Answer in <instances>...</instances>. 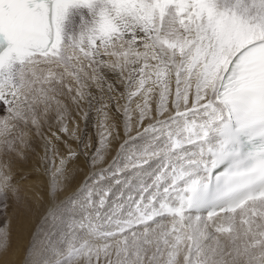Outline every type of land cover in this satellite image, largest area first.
<instances>
[{
  "label": "snow or ice",
  "instance_id": "1",
  "mask_svg": "<svg viewBox=\"0 0 264 264\" xmlns=\"http://www.w3.org/2000/svg\"><path fill=\"white\" fill-rule=\"evenodd\" d=\"M29 160L21 264H264V0H0V209Z\"/></svg>",
  "mask_w": 264,
  "mask_h": 264
},
{
  "label": "rangeland",
  "instance_id": "2",
  "mask_svg": "<svg viewBox=\"0 0 264 264\" xmlns=\"http://www.w3.org/2000/svg\"><path fill=\"white\" fill-rule=\"evenodd\" d=\"M81 121L82 120L78 119L77 123L80 124L81 127H83L84 124ZM70 127H71V125H70ZM90 132L93 135H95L94 130L90 129ZM29 163L31 164V166H28L29 168L24 167V168H26V169H24L23 168L24 165L22 166L24 173H27V179L19 182V193H18L19 203H17L15 201V199L11 196V194H9V198L7 200V208L6 209H0V226H4L5 224H7L8 231L10 232V242H12V240L14 239V237L17 234V229H16L17 225L16 224H17V221L19 219H22L21 216L24 214L23 216L25 217V219H28L29 216L33 215L32 221L28 226V233L26 235V239H24V243H22L23 244L22 245V251H21L22 254L20 255L21 260L24 259V249L28 246L30 239L32 238L33 231L36 229L37 224L40 222L41 215H43V213H44V210L42 212H40V210L42 208H45V206L47 204V198L45 196L44 203H43L42 207H40L39 210L35 211L33 208L35 201L32 198H30L28 194L25 193V190H28L29 188H31V184L33 181L32 175L36 174L35 171H32V169L35 167L34 161L31 160V162H30V160H29ZM27 165H29V164H27ZM18 178L19 177L17 176L16 179H18ZM15 182H16V180H14V183ZM23 183H26V184H23ZM26 185H29V186L26 187ZM45 191H46V185H44V187H43V193ZM25 205H27V209H25L26 208ZM28 207L31 209L30 211H28ZM23 209H25V210H23ZM11 210H13V211H11ZM19 210H21L22 212ZM14 212H17V213L13 214ZM16 219H18V220H16ZM10 229H12V230L10 231ZM12 231L14 233H12Z\"/></svg>",
  "mask_w": 264,
  "mask_h": 264
},
{
  "label": "bare ground",
  "instance_id": "3",
  "mask_svg": "<svg viewBox=\"0 0 264 264\" xmlns=\"http://www.w3.org/2000/svg\"><path fill=\"white\" fill-rule=\"evenodd\" d=\"M81 122H83V124H84V121H81ZM94 133H95V131H94ZM30 162H31V160H30ZM28 164L29 165H24L23 168L24 167L29 168L28 166H31V164L29 162H28ZM26 168H24V169H26ZM35 173L36 174H33L32 175L33 176L32 177L33 178V181H32V184H31V188H29L28 190H25V193L28 194L29 197L32 198L35 201L33 208L36 211V210H39L40 207H42V205H43V204H40V203L37 202V194L38 193L43 194V187H44V185H46V178L43 176L42 171L40 173H37V172H35ZM38 176H39V182H37V177ZM23 184H26V183H23ZM28 186L29 185H26V187H28ZM25 209H27V208H25ZM25 209H23V210H25ZM44 209L45 208H42L40 210V212H42ZM11 211H13V210H11ZM19 211H21V210H19ZM17 212H14L13 214H15ZM23 215L21 216L22 219H19V220L16 219V220H18L17 221V224H16L17 225L16 226L17 234L15 233L16 236L14 237L13 240L11 239L12 240V242H11L12 245H11V249L9 250V252L7 254H5L3 257H0V264H3V261H7L8 264H21V261L22 260L20 259V255L22 254L21 253V251H22V245H23L22 243H24V239H26V235L28 233V226L31 223L32 216H33V215H31V216H29L28 219H25V217ZM11 230L12 229H10V231ZM12 233H14V232L12 231Z\"/></svg>",
  "mask_w": 264,
  "mask_h": 264
}]
</instances>
